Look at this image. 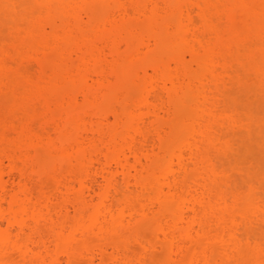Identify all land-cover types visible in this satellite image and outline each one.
<instances>
[{"label": "bare ground", "instance_id": "bare-ground-1", "mask_svg": "<svg viewBox=\"0 0 264 264\" xmlns=\"http://www.w3.org/2000/svg\"><path fill=\"white\" fill-rule=\"evenodd\" d=\"M261 2L0 0V262L258 261L264 190L222 159L254 128L229 99L264 100Z\"/></svg>", "mask_w": 264, "mask_h": 264}, {"label": "rangeland", "instance_id": "rangeland-1", "mask_svg": "<svg viewBox=\"0 0 264 264\" xmlns=\"http://www.w3.org/2000/svg\"><path fill=\"white\" fill-rule=\"evenodd\" d=\"M257 97L261 98L255 87L254 89L241 90L232 95L233 99L230 97L229 102L231 103L230 100H233L231 105L234 104L233 107L236 106L247 120L250 121L248 119L249 112H254V128L252 134H248L244 130L233 137L230 158H227V161L222 159V162L225 163L226 168L232 165L231 169L234 173H241V175L243 173L245 181L244 179L241 181L244 184H248L250 181L256 183L257 186L260 185L261 190H264V154L261 152V145L264 143V102L261 101L264 100H258ZM235 165L237 168L234 167Z\"/></svg>", "mask_w": 264, "mask_h": 264}, {"label": "snow or ice", "instance_id": "snow-or-ice-1", "mask_svg": "<svg viewBox=\"0 0 264 264\" xmlns=\"http://www.w3.org/2000/svg\"><path fill=\"white\" fill-rule=\"evenodd\" d=\"M21 7L20 5L16 4H8L5 3L3 4V8L5 12L7 13V10L13 9V8H19ZM24 7H31L32 8V15L37 16V15H43L42 10L46 7H51L50 5H25ZM243 7H254V6H248V5H243ZM261 26H262V31H264V0L261 2ZM241 79H245L243 74L241 75ZM261 79L262 82H264V64L261 65ZM6 105L9 103V101L6 99L5 101ZM261 152L264 154V143L261 145ZM218 173L222 174L219 169H215ZM262 213H264V203H262L261 207ZM238 239V250L245 256H250L254 253L255 248L253 241L251 239L245 241L243 236L240 235L239 237H233L232 240H229V246L232 245V242ZM7 243V242H6ZM0 264H3V262H0ZM8 264H19V262L16 261H11L8 262ZM32 264H36L35 261L32 262ZM94 264V262H93ZM101 264H130V262H122L120 260H112V261H102ZM139 264H149L147 260L139 262ZM151 264H157L156 261H152ZM192 264H199V262H192ZM211 264V262H209ZM215 264H264V235H262L260 242H259V260H253V259H226V260H218L215 262Z\"/></svg>", "mask_w": 264, "mask_h": 264}]
</instances>
